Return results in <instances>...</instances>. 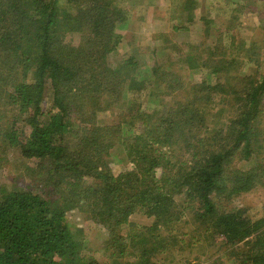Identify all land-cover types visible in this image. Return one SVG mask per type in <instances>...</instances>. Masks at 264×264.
<instances>
[{
	"label": "trees",
	"instance_id": "obj_1",
	"mask_svg": "<svg viewBox=\"0 0 264 264\" xmlns=\"http://www.w3.org/2000/svg\"><path fill=\"white\" fill-rule=\"evenodd\" d=\"M193 4L184 2L172 39L158 36L169 65L198 69L217 82L184 83L169 66H155L153 82L175 91L181 84L184 96L175 104L158 101L156 110L144 103L147 86L134 58L117 68L109 64L124 39L118 30L129 23L117 0H0V172L11 167V152L28 163L14 165L22 184L12 179L0 186V264H165L160 257L180 241L164 232L187 213L198 227L196 241L209 235L230 248L235 264H264V216L254 219L244 208L224 206L264 187L257 168L237 165L258 148L264 75L244 74L240 66L225 75V68L238 66V59L220 53L226 49L221 34L237 26L236 13L218 20L210 13L197 16L204 27L201 43L174 42L189 31L182 25L187 19L196 23L188 7ZM214 20L222 25L212 27V41ZM76 34L78 46L66 42ZM226 78L234 82L224 83ZM133 92L139 95L132 100ZM125 95L128 109L116 123L101 124L99 114ZM150 95L164 100L162 91ZM224 104L231 109L229 122L210 124L211 112L217 105L222 112ZM148 108L153 112L142 110ZM120 142L132 169L116 176L111 155ZM79 212L107 230L100 257L86 254L88 241L68 221ZM136 214L148 222H132Z\"/></svg>",
	"mask_w": 264,
	"mask_h": 264
},
{
	"label": "rangeland",
	"instance_id": "obj_2",
	"mask_svg": "<svg viewBox=\"0 0 264 264\" xmlns=\"http://www.w3.org/2000/svg\"><path fill=\"white\" fill-rule=\"evenodd\" d=\"M187 1V0H186ZM185 0H117L120 7L124 8L129 12V23H124L126 29H119L118 33L123 35V40L119 47V50L110 55L109 64L113 68H117L118 64L128 58H134L137 64L139 78L146 82L147 88L144 90V96L146 99L144 103L147 105H153L157 110L160 104L168 103L175 104L177 102L184 101L183 95L181 94L182 89L180 85L175 89H168L164 85L160 86L159 82H153L155 80L151 75L153 67H164L165 70L176 74L182 78L184 83H199L203 81H209L210 83H216L217 79L215 76H209L206 74L203 77V73L198 74V69L192 71L188 66L182 68L178 66L169 65L168 59L169 51H163V40L158 35L170 36L171 39L174 35L172 26L178 24L179 16L181 15V8L183 7ZM193 5H188L189 9L197 11L198 19L204 17L207 14H211L215 19H221L223 15H234L239 19L237 26L233 27L230 32H222L223 45L226 49L220 53L226 54L227 57L232 60L238 59V66L231 65L230 69L225 68V75L232 74L238 71V67H242L244 74L264 75V0H188ZM231 1V3H230ZM233 3V4H232ZM228 4V5H227ZM227 9L224 11L221 7ZM185 11V16H186ZM157 17L159 19H157ZM169 21L166 22L165 19ZM224 21V20H223ZM192 21L187 19L185 25L189 26V31H181L180 38H176L174 42L187 43L188 45L195 46L201 43L203 40L202 28L203 24L200 21L196 23L188 24ZM221 21L210 23V34L209 38L212 41L215 38V30L218 29L222 24ZM240 23V24H239ZM123 25V26H124ZM180 25V24H179ZM179 34V35H180ZM213 35V36H212ZM156 37V39H155ZM66 42L78 46L80 43L79 35H68ZM217 45V43H216ZM215 45V46H216ZM220 45V47H221ZM227 50V51H226ZM191 50L188 52L190 53ZM187 52V49L184 51ZM254 59H250V57ZM224 57V56H222ZM175 64V63H174ZM167 66V67H165ZM131 76V75H129ZM127 77V76H126ZM210 77V78H209ZM224 83L234 82V78H226L223 80ZM177 85V84H176ZM231 85V84H228ZM159 87V88H158ZM164 90H166L164 92ZM158 94L162 91V101L160 98L154 101V98L150 99L151 92ZM139 93H131L130 97L132 100L135 99ZM126 95L117 105L116 108L99 114V122L101 124H113L117 122V115L122 113L125 109H128V102L131 101ZM49 97L47 101L49 102ZM154 101V102H153ZM160 104H159V102ZM264 102V101H263ZM159 104V105H158ZM154 108H148L147 110L142 109L144 112H153ZM216 108V106H215ZM209 118L210 124L225 127L229 122V118L232 117L231 109L228 104H224L223 111L221 107L217 105L215 114L211 112ZM116 121V122H115ZM223 124V125H222ZM210 125V126H212ZM137 126H142L140 123ZM261 131L258 130V148L254 152L253 157L249 162L240 161L237 165L243 170H248L253 167L256 170L264 174V121L261 123ZM129 127L126 128V131ZM137 131V127L133 128V132ZM126 142L131 141V136H124ZM257 138V137H255ZM11 167L6 171L0 172V186L5 187L12 182L14 185L22 184L23 176H20V172L17 173L15 163L23 165L27 163V160L21 158L17 151L11 152L8 155ZM111 169L114 175H119L126 170L132 169L131 163L127 158L125 151V144L118 143L116 149L112 151L111 155ZM28 164V163H27ZM32 165V164H31ZM161 169H158V175H161ZM24 171V170H23ZM12 184V183H11ZM10 184V185H11ZM13 185V186H14ZM177 201L183 203V195L177 198ZM228 204V205H227ZM224 203L226 209L231 207L244 208L248 214L254 218L259 219L264 216V187L254 189L249 193H245L237 198H234L231 203ZM142 214H136L132 217V222L137 224L145 225L147 220L141 219ZM191 215L187 213L183 216L182 220L175 225L171 230L164 232L165 236H176L179 243H174L167 247V252L163 253L160 257L165 264H235L236 259L232 256L230 248H224L220 246V241H214L211 236L208 235L205 239V235L200 237V241H196L192 236V232L198 227H195L190 221ZM192 220V219H191ZM68 221L71 223L73 228L82 231V237L87 240V252L88 255L101 256L100 253L104 250L107 240V230L97 224L96 222L84 218L79 212L76 215H70ZM149 225V223H148ZM201 232V231H200ZM201 233L198 235L200 236ZM181 239L186 240L185 243H181Z\"/></svg>",
	"mask_w": 264,
	"mask_h": 264
},
{
	"label": "crops",
	"instance_id": "obj_3",
	"mask_svg": "<svg viewBox=\"0 0 264 264\" xmlns=\"http://www.w3.org/2000/svg\"><path fill=\"white\" fill-rule=\"evenodd\" d=\"M195 13H196V18H195V20H196L197 19V16H199V15L197 14V11H195ZM184 18H185V11H184V14L181 17V20H183ZM157 19H159V18L157 17ZM165 21L168 22L169 21V18L168 19H165Z\"/></svg>",
	"mask_w": 264,
	"mask_h": 264
}]
</instances>
